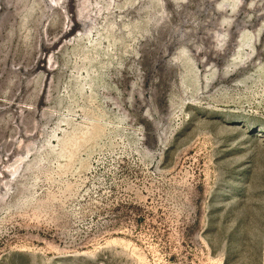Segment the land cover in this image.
Masks as SVG:
<instances>
[{"label":"rangeland","instance_id":"1","mask_svg":"<svg viewBox=\"0 0 264 264\" xmlns=\"http://www.w3.org/2000/svg\"><path fill=\"white\" fill-rule=\"evenodd\" d=\"M0 264H264V0H0Z\"/></svg>","mask_w":264,"mask_h":264},{"label":"bare ground","instance_id":"2","mask_svg":"<svg viewBox=\"0 0 264 264\" xmlns=\"http://www.w3.org/2000/svg\"><path fill=\"white\" fill-rule=\"evenodd\" d=\"M78 21V20H77ZM67 36V32L63 35V37H66ZM59 41H60V39H59ZM59 41L57 40V41H55L54 43H53V45L51 46V47H48V48H53V47H55L58 43H59ZM41 46V45H40ZM44 52V51H43ZM7 65H9L8 63H7ZM8 71H9V73L12 71L11 70V68L10 67H8Z\"/></svg>","mask_w":264,"mask_h":264}]
</instances>
